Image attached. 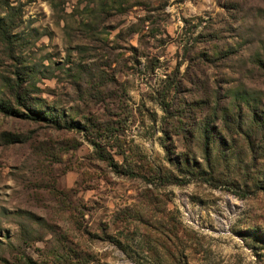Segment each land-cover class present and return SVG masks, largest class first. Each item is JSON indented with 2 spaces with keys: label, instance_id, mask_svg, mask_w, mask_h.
Returning a JSON list of instances; mask_svg holds the SVG:
<instances>
[{
  "label": "rangeland",
  "instance_id": "rangeland-1",
  "mask_svg": "<svg viewBox=\"0 0 264 264\" xmlns=\"http://www.w3.org/2000/svg\"><path fill=\"white\" fill-rule=\"evenodd\" d=\"M0 16L18 39L0 41V96L30 67L35 103L84 124L0 110L18 135L0 137V264H264V0H0ZM180 157L223 183L183 181Z\"/></svg>",
  "mask_w": 264,
  "mask_h": 264
},
{
  "label": "trees",
  "instance_id": "trees-1",
  "mask_svg": "<svg viewBox=\"0 0 264 264\" xmlns=\"http://www.w3.org/2000/svg\"><path fill=\"white\" fill-rule=\"evenodd\" d=\"M13 22L11 24H7L4 22V19L2 16H0V41L5 43L7 46L12 45L14 40H18L17 38H14L13 33L10 32L12 28ZM33 69L30 67H25L24 69L20 70L19 67H15L14 69V76L13 79H9L8 77H5L4 80V85L7 89L6 95L0 96V110L3 111L4 113H9V114H17L18 112H21V108H25L26 111L24 112V116L26 117H34L37 119H43L46 121L48 124L56 127V128H73V127H81L84 126V124L77 123L73 117L66 115L64 112L59 111L58 109H55L54 107H46V106H40L37 105L34 101V97L30 94V89L25 86L30 72H32ZM19 114V113H18ZM200 134L202 138L204 139V150H207V146L211 144L212 142L215 141V136L213 137V130L211 129V126L208 125V123H204L201 128H200ZM0 137L5 140V141H12V140H17L18 135L13 132L9 131H1L0 132ZM224 139H220L219 143H222ZM92 144L97 147V150L101 151L100 147L98 146L97 143L92 141ZM162 142V147L166 153H170V148L169 145L163 141ZM96 149V148H95ZM222 149V148H221ZM102 152V151H101ZM103 153V152H102ZM101 155L103 158H106L108 163L112 165L113 169L117 171L116 168V163L113 161V159L108 155L107 153H98ZM224 155V151H223ZM205 159V158H204ZM178 163L183 165L184 171L187 173L185 175V178L183 181H186L189 179V176L191 177H196L200 178L202 180H207V181H216V182H222L223 179H221L220 176H214L213 172L214 169L213 167L208 164L209 161H206V166L207 167H187V162L184 159V157H180L177 159ZM129 173L132 174L130 170L127 169V171H123V173ZM169 180V179H168ZM171 180V179H170ZM228 181V180H227ZM230 184H233L232 181H228ZM215 184V183H214ZM247 184H243V187H246ZM250 189H243L241 194L244 195L249 191Z\"/></svg>",
  "mask_w": 264,
  "mask_h": 264
}]
</instances>
